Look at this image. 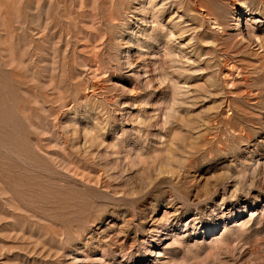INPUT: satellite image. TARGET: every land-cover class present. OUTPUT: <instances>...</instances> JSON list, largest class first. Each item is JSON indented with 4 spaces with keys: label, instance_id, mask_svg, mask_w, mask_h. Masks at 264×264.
I'll use <instances>...</instances> for the list:
<instances>
[{
    "label": "rangeland",
    "instance_id": "obj_1",
    "mask_svg": "<svg viewBox=\"0 0 264 264\" xmlns=\"http://www.w3.org/2000/svg\"><path fill=\"white\" fill-rule=\"evenodd\" d=\"M0 264H264V0H0Z\"/></svg>",
    "mask_w": 264,
    "mask_h": 264
}]
</instances>
